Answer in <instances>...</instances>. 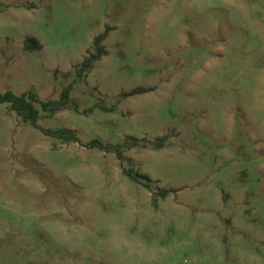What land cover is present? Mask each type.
<instances>
[{"label": "rangeland", "instance_id": "1", "mask_svg": "<svg viewBox=\"0 0 264 264\" xmlns=\"http://www.w3.org/2000/svg\"><path fill=\"white\" fill-rule=\"evenodd\" d=\"M108 28L37 105L78 143L0 104V264H264V0H0V93L59 100Z\"/></svg>", "mask_w": 264, "mask_h": 264}, {"label": "trees", "instance_id": "2", "mask_svg": "<svg viewBox=\"0 0 264 264\" xmlns=\"http://www.w3.org/2000/svg\"><path fill=\"white\" fill-rule=\"evenodd\" d=\"M109 33L110 31L108 28L103 34L95 38L93 43V52H90L89 55L81 63V65L76 69L75 81L63 89L59 100L42 102L34 92L16 95L14 92L8 91L5 93H0V104L9 105V109L15 112L24 123L29 124L35 128H40L38 123L41 119L40 110L37 108V105L41 106L42 111L46 113L48 117H53L57 113L67 109H74L76 111H79L78 103L71 98L73 86L75 83H77V81L85 78V76L94 69L95 64L99 62L102 57L109 55L108 50L101 45L104 41L107 40ZM25 49L32 52L38 51L42 49V45L36 38L29 37L27 38ZM101 108L109 110L105 107ZM114 110L115 108L110 109V111ZM40 129L43 130L42 128ZM43 133L46 136L60 141L62 144L70 145L72 143L79 142V138L76 132L69 129L43 130ZM166 139L167 138L159 139V143L155 148H163L165 146ZM137 145L138 141L134 139L131 143H124L121 145L104 144L100 140H95L89 146L91 148L106 150L107 152H114L120 160H123L124 157L122 149H132ZM125 173L133 177V170H126ZM145 178L150 181L147 176ZM157 196L162 199H166L168 196V191L162 190L157 194ZM156 197L153 198L155 203L157 202Z\"/></svg>", "mask_w": 264, "mask_h": 264}]
</instances>
